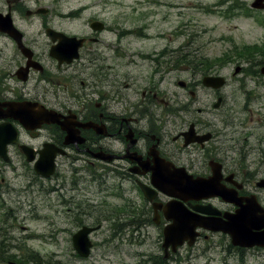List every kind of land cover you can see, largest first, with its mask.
I'll use <instances>...</instances> for the list:
<instances>
[{
    "label": "flooded vegetation",
    "instance_id": "obj_1",
    "mask_svg": "<svg viewBox=\"0 0 264 264\" xmlns=\"http://www.w3.org/2000/svg\"><path fill=\"white\" fill-rule=\"evenodd\" d=\"M237 1L257 15L264 37V0H251L249 5L243 0ZM253 1H257L258 8H251ZM39 2L0 0V125L8 123L17 130L16 143L6 147L8 162L4 164L0 159V177L3 171L15 165L17 157L24 158L22 146L33 150L36 158L42 152L52 150L56 153L53 175L44 181L53 182L58 177L59 182L62 181L60 170L65 165L80 167L75 168L77 171L91 167L102 177L120 182L118 186L121 189L126 183L125 194L120 195L122 201L128 192L139 193L137 195L142 203H136L127 195L122 205L127 206L130 213L132 236L135 239L146 237L147 229L153 227L159 238L157 257L164 264H170L182 248L192 251L200 243H208L217 236L226 240L225 249L231 252L229 257H234L235 251L241 256L245 249L233 246L229 236L202 228L197 229L191 245L184 240L175 251L171 246L164 249L162 232L170 222L166 220L164 208L173 199L155 190L150 179L154 170L161 172L158 166L163 165L170 171H173L172 167H183L188 174L195 176L202 175L197 171L205 167L206 173L202 176L206 177L215 167L220 169L217 184L225 189H236L233 202H225L218 197L204 202L182 201L190 212L199 204H211V210L217 214H204L202 217L224 223L225 217L234 214L238 207H245L246 200L251 198L262 210L264 199L257 197L250 187L260 189L256 184L260 179L264 180V148L260 145L264 142V131L259 133L254 126L250 128L254 132L248 131L247 126L250 125L241 124L243 115L237 116L239 130H234L235 127H231V122L225 117L222 118L221 128L209 121H185L181 116L185 106L173 105L160 90L170 72L161 62L166 52H158L154 60L156 69L148 80L133 76L131 71L125 73V78L120 48L102 45L99 38L101 32L90 30L92 22L98 20H87L89 32L84 36L69 34L65 21L69 20L71 13L55 15L52 6H43ZM59 34L84 38V45L76 52V58L68 62L61 58L67 53L57 51V45L62 40ZM259 46L264 52V40ZM53 51L56 54H51ZM152 55L146 57L147 61H151ZM128 63L134 65L132 61ZM256 67L259 70L264 67V57ZM239 74H243L242 70ZM260 78L264 84V75ZM196 82L190 79L188 83L196 89ZM222 103L223 99L221 106ZM46 109L54 111L58 123L26 129L17 118L24 115L35 122ZM246 110L243 107L242 112ZM248 114L259 115L251 113V110ZM250 120L253 121L252 117ZM86 123L88 127L83 126ZM191 123L197 135H210L204 144L184 146L183 134ZM259 125L258 128L264 127V123ZM64 127L74 131L69 140L65 138ZM256 142L258 146H253ZM55 149L63 151V154ZM1 180L4 182L3 178ZM141 185L153 189L152 200L141 192ZM135 206L138 208L133 210ZM154 255L145 256L144 264H160L152 261Z\"/></svg>",
    "mask_w": 264,
    "mask_h": 264
},
{
    "label": "rangeland",
    "instance_id": "obj_2",
    "mask_svg": "<svg viewBox=\"0 0 264 264\" xmlns=\"http://www.w3.org/2000/svg\"><path fill=\"white\" fill-rule=\"evenodd\" d=\"M243 1L249 5L251 0ZM227 2L239 4L237 0H40L39 3L52 6L55 15L72 13L65 21L69 34L84 36L89 32L87 20L101 21L107 27L99 34L101 44L120 48L124 77L131 71L133 76L148 80L156 69L157 54L166 52L161 62L170 72L160 90L173 105L185 106L181 114L185 121H209L221 128L225 117L234 130H239L237 116L243 115L241 124H249L248 131L254 132L250 129L254 126L261 133L264 127L258 126L264 123V84L260 77H250L254 75L250 60L237 57L234 51L243 45L256 46L253 60L261 61L264 52L259 44L264 40L263 32L255 16L246 17L239 8L228 12ZM151 54L149 62L146 57ZM225 54L231 59L218 62ZM186 59L188 63L184 62ZM128 61L136 66L127 64ZM236 66L243 68V74L233 75ZM204 70L222 75L226 85L219 91L201 86L198 80ZM190 79L198 81L196 90L190 83L187 89L177 85L179 80L190 82ZM190 90L194 98L189 95ZM216 95L223 97L219 109L212 108ZM243 107L247 108L245 112ZM249 110L260 117L250 116ZM260 145L264 148V142ZM14 163L6 172L2 170L0 177V264L10 261L144 264L148 254H155L152 261L164 264L157 257L159 238L153 227L147 229L146 237L132 236L130 213L122 205L127 195L136 203L141 200L135 191L128 192L123 201L120 199L126 183L121 189L120 182L102 177L91 167L77 171L75 168L80 167L68 165L60 170L62 181L58 177L49 182L40 180L24 159L17 157ZM197 172L205 174L206 168ZM250 188L264 199L263 188ZM115 194L119 195L118 204ZM80 225H100V230L90 234L93 247L86 259L74 253L70 241ZM226 245L224 238L214 237L192 251L182 248L170 264H264V248L245 250L241 256L235 251L234 257H229L231 252L226 251Z\"/></svg>",
    "mask_w": 264,
    "mask_h": 264
},
{
    "label": "water",
    "instance_id": "obj_3",
    "mask_svg": "<svg viewBox=\"0 0 264 264\" xmlns=\"http://www.w3.org/2000/svg\"><path fill=\"white\" fill-rule=\"evenodd\" d=\"M257 2L253 6L257 7ZM93 29L101 30L102 25L99 23L92 24ZM66 42L60 43L58 49L64 51V53H70L68 56L69 60L75 56V52L81 46V41H77L75 38L66 39ZM240 68H235L234 72L238 73ZM261 73L264 74V68H262ZM225 80L223 77L215 76H205L201 80V84L210 89H220L224 86ZM179 85L183 86V82L179 81ZM221 102V98L217 99V102L213 105L214 108H217ZM41 123L50 124L57 123L58 118L54 114L42 113ZM23 122V120H22ZM25 128H35L37 125H31L28 122L24 125ZM68 132V136H72L68 128H65ZM8 132V133H7ZM10 131L6 128L0 127V143L2 146H5L9 143L12 135ZM8 136H7V135ZM70 134V135H69ZM73 134V132H72ZM14 136V135H13ZM209 135L197 136L193 131V124H191L187 133H184V144L185 146L190 145V143H199L207 140ZM29 149H24L26 155V161H32L34 154L28 151ZM3 159L6 157L3 155ZM53 154L51 155H42L40 159L34 164V171L38 175L48 177L52 174L53 167ZM161 170L154 171V175L151 177L152 184L156 189L163 191L167 196L175 197L178 199L186 200V198L192 200H201L203 198H211L218 196L225 202L232 201L236 195L234 190L225 189L220 187L217 184V180L220 178L218 170L212 168V176L210 177H199L189 175L185 172L183 168L170 171L166 166H158ZM257 187H264V180H260L256 184ZM142 192L149 200L152 199L150 194V189L148 187H141ZM146 188V189H145ZM247 205L245 207H238L236 212L227 217L225 223L219 221L202 220L198 217H192L188 213L182 210H179L175 205L169 204L165 206L164 209H167L166 220H171V223L168 224L163 229L164 242L162 244L164 249H167L171 246L173 251L176 250V246H181L184 240H188V244L191 245L194 242V239L197 235L195 229L201 227L207 229L211 232L221 231L226 235H230L231 244L233 246H241L244 248H252L253 246H264V210H261L258 206L256 200L251 198L246 200ZM175 203V202H174ZM239 205V202L238 204ZM160 206V204H158ZM173 206V207H172ZM175 207V208H174ZM154 209L156 205L154 204ZM200 213H207L215 215V212L210 211L207 208H195ZM261 214L262 216H258ZM97 227H81L78 232H76L72 237L71 241L75 253L82 258L88 257L90 254L89 250L92 246V242L89 241V233L96 230ZM8 264H16L15 262L10 261Z\"/></svg>",
    "mask_w": 264,
    "mask_h": 264
},
{
    "label": "trees",
    "instance_id": "obj_4",
    "mask_svg": "<svg viewBox=\"0 0 264 264\" xmlns=\"http://www.w3.org/2000/svg\"><path fill=\"white\" fill-rule=\"evenodd\" d=\"M256 49H257L256 46L255 47H252V46L250 47V46L243 45V47H241V48H235L234 53H236V56L239 57V58H242V59H251V58H253V56H251V55H253V53L256 51ZM230 59H231L230 55H226L225 54V55H223L221 57V59L218 60V62L220 60L228 61ZM184 62L185 63H188L189 61L186 59V60H184ZM205 63H208V62H205ZM19 264H23V263H19Z\"/></svg>",
    "mask_w": 264,
    "mask_h": 264
}]
</instances>
